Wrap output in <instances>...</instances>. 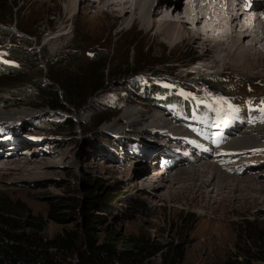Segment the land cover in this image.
Listing matches in <instances>:
<instances>
[{
    "label": "rangeland",
    "instance_id": "rangeland-1",
    "mask_svg": "<svg viewBox=\"0 0 264 264\" xmlns=\"http://www.w3.org/2000/svg\"><path fill=\"white\" fill-rule=\"evenodd\" d=\"M71 1L70 14V9H66L69 0H0V18L8 21L4 27L8 32L0 35L5 39L11 38V33L20 36L18 29L30 33L29 46L34 50L43 80L48 81L46 74L66 77L70 82L78 80L90 91L93 83L97 84L94 74L103 62L107 76L101 89L83 107L76 103L66 110H50L41 106L44 98L33 89L34 85L30 86L35 106L27 105L23 98L8 97L3 92L8 75L0 72V118L16 120H11L16 122L15 127L0 123V134L18 138L14 148H8L9 139H0V147L6 150L5 157L0 158V206H5L1 201L6 198L15 205L12 217L22 221L41 217L44 236L51 237L81 224L78 206L85 196L96 194L109 200L104 208L95 206L91 211L94 229L100 235L113 231L112 237L119 244L129 235L148 239L157 246L148 264H169L168 257L178 251L183 257L175 264H220L228 257L242 256L243 245L254 252L256 263L264 264V146L250 149L248 154L229 155L230 160L226 161L233 166V172L222 169L226 176L224 187L215 188L213 193L212 186L203 187L189 177L193 170L189 167L200 162L170 169L168 181L157 189L144 187L142 177H152L157 162H142L132 149L139 145L128 143L130 137H146L154 138L157 144H152L160 146L172 135L153 117L173 119V114L136 96H143L142 90L153 86L149 80L178 86L180 91L194 87L203 88L205 93L219 92L231 104L221 99L217 106L235 105L248 114L242 101L264 100V54L260 63L248 65L254 76L244 82L236 67L239 63L219 59L210 64L214 70L204 69L213 57L201 52L199 39L189 41L186 36L171 41L160 36L153 26L155 15L145 18L151 22L150 27L140 25L132 12L122 16L102 10L98 3L80 7L79 0ZM139 3L132 0V6ZM14 4L16 8H12ZM218 55L222 58L223 52ZM92 56L97 62L92 61ZM54 57L59 61L47 60ZM0 62L14 63L1 47ZM119 71L132 73L125 76ZM200 74H205L212 85L198 80ZM188 94L194 96L196 103L209 104L205 95L199 98V93L191 90ZM131 108L147 114L152 122L129 123L126 117ZM67 116L78 123L75 132L54 128V122H62ZM43 118L48 121L39 124ZM236 120L240 121V117ZM115 121L117 125L113 124ZM247 122L242 134L264 129V120L247 117ZM169 124L173 125L170 121ZM20 134L36 140L23 142L32 146L29 151L34 157L30 160H26L29 155L21 156L27 147H22ZM143 147L140 146L141 151ZM8 154L16 156L7 157ZM238 163L242 165L236 166ZM51 205L56 206L59 215L64 214L63 222L48 218Z\"/></svg>",
    "mask_w": 264,
    "mask_h": 264
},
{
    "label": "trees",
    "instance_id": "trees-1",
    "mask_svg": "<svg viewBox=\"0 0 264 264\" xmlns=\"http://www.w3.org/2000/svg\"><path fill=\"white\" fill-rule=\"evenodd\" d=\"M16 7L17 5H12V8ZM7 22V19L0 18L2 36L4 32H8L4 30ZM18 30L21 33L20 36L10 32L13 34L12 37L5 39L0 35V47L6 50L14 62L11 65L0 62V72L8 75L4 82L6 87L3 89L8 97L23 98L27 105L35 106L32 101L34 95L31 88L34 85L33 89L41 92L44 98L40 103L41 106H47L50 110H66L69 105L75 107L76 103L83 107L88 98L101 89L102 82L107 78L105 62L97 68L94 74L97 84L93 83L90 91L78 80L70 82L66 77L46 74L48 81L43 80L38 72L41 67L34 56L33 48L29 46L31 35ZM57 59L54 57L47 60L58 62ZM93 60L97 62L94 57ZM34 71L37 73H32ZM119 73L126 76L132 71L130 73L119 71ZM16 78L20 79L16 80ZM154 88L158 90L156 86ZM140 100L148 104L155 102L154 99L150 100L149 97L143 96ZM170 100L178 103L184 112H189V104L178 102L175 95ZM53 126L68 132H75L78 123L71 116H67L62 122H54ZM108 200L109 197L96 194L85 196L78 206L83 222L47 237L43 233L44 223L41 217L31 216L25 221L19 217H12L15 215L12 213L15 205L3 198L1 203L3 202L5 206H0V264H148L147 261L157 248L153 243L146 241L148 239L129 235L125 236L122 244H119L112 237L113 231L100 235L99 231L94 229V221L90 218V213L95 206L101 205L100 208H104L103 204L108 203ZM48 218L61 223L65 216L64 214L59 215L56 206L51 205ZM240 249L244 253L242 256L228 257L220 264H262L256 263L254 252L251 253L248 247L243 245ZM182 257L181 251L175 252L174 255L168 257V262L175 264Z\"/></svg>",
    "mask_w": 264,
    "mask_h": 264
},
{
    "label": "bare ground",
    "instance_id": "bare-ground-1",
    "mask_svg": "<svg viewBox=\"0 0 264 264\" xmlns=\"http://www.w3.org/2000/svg\"><path fill=\"white\" fill-rule=\"evenodd\" d=\"M134 1L137 3L140 2L141 5L139 3L132 6V0H79V6L82 7V5L86 3H98L102 5V10H111L112 12L122 16L128 14V12H132L135 15V20H139L140 25L151 24L150 21L147 23L145 18H150V15L151 17L155 15L153 17V26H156V30L159 35L161 34L162 36H165L167 40L178 41L177 39L181 40V38L186 36L189 41L199 39V48L201 49V52L208 57H213V60L209 62V67L207 66L204 69L214 70L210 64H214L215 61L221 59L225 62L228 61L227 63H239L236 67L240 69L242 81H248L252 79V76H254V74H251L252 72L248 70V65L260 63L262 53L264 54V15L257 14L260 10H263L264 12V0H237L241 4L230 0H204V3L202 2L201 5L199 4L200 8H197L198 6H195V8L189 7V5H184V3L180 0L172 2L171 0ZM142 4L144 6H142ZM237 6H239L240 10L237 9ZM66 9H70V14L73 13V3L71 0H69V6ZM194 13L200 14L194 15ZM203 15L206 20L208 19L207 21L202 20ZM131 20L134 22L133 16ZM187 25H191V29H188ZM216 38L222 39L216 40ZM214 44L215 46H213ZM222 52L223 56L221 58L218 54H221ZM198 76V80L202 79L204 84H208V78L205 74H200ZM208 85L211 86L212 84L210 85L209 83ZM11 120L16 121L12 117L0 118V122ZM153 120H160L162 124L156 123L167 131L168 134L172 133L173 136H177V134L182 136L185 134L184 129L175 125H170L168 119L161 115H159L158 118L153 117ZM17 121L20 120L17 119ZM126 121L131 124L141 125L149 121L152 122V119L150 116H147V114L131 108L126 117ZM116 123L117 122L115 121L113 124L115 125ZM213 124L214 122L210 123L208 127H212ZM194 138H197V136L194 135ZM232 142L234 143L231 146ZM26 144L27 143L22 144V147L25 146L24 148H27L23 152L20 151L17 153V156L22 152L21 156L29 155V158L22 159L30 160L34 157V154L29 151L32 146ZM146 146L150 148L155 145L151 142ZM262 146H264V129L261 128L251 130L245 134H241L240 136L232 137L226 151H236V149L250 150ZM10 156L13 157L16 156V154H8L7 157ZM3 157H5V155H0V158ZM147 159H149V157H147ZM33 161L34 160H32V162ZM139 166L143 165L140 163ZM189 168L193 169L191 171L192 173H189V177L193 180H198L203 187L212 186V192L215 188L221 189L224 187L223 179H225L226 176H223V170L221 167L215 165L214 163L204 161L195 167L190 166ZM241 168H243V166ZM156 170H158V168H156ZM156 170H154L155 174H153L152 177L149 178L147 177L148 175H144L142 177L145 182L143 185L144 187L152 188L154 190L157 189L158 186H162V182L168 181L167 177L170 174V169L168 171L162 169L158 171ZM209 171L210 175L207 174Z\"/></svg>",
    "mask_w": 264,
    "mask_h": 264
},
{
    "label": "clouds",
    "instance_id": "clouds-1",
    "mask_svg": "<svg viewBox=\"0 0 264 264\" xmlns=\"http://www.w3.org/2000/svg\"><path fill=\"white\" fill-rule=\"evenodd\" d=\"M150 162V161H149ZM163 170H169V169H163Z\"/></svg>",
    "mask_w": 264,
    "mask_h": 264
}]
</instances>
